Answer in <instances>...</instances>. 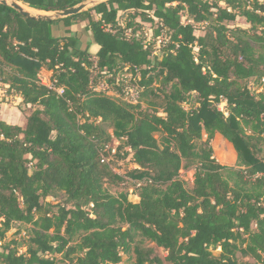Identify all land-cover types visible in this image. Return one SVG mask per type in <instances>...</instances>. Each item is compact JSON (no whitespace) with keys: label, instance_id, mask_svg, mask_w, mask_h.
Returning <instances> with one entry per match:
<instances>
[{"label":"trees","instance_id":"trees-1","mask_svg":"<svg viewBox=\"0 0 264 264\" xmlns=\"http://www.w3.org/2000/svg\"><path fill=\"white\" fill-rule=\"evenodd\" d=\"M18 1L48 12L85 0ZM220 2L107 0L51 23L0 5V84L35 108L22 126L0 119V264H264V89L248 86L264 79V0ZM238 17L248 28L228 25ZM137 19L166 35L158 54ZM124 68L139 74L136 104L93 90ZM216 133L234 166L213 157ZM114 136L137 203L109 192L125 182L101 158ZM181 170L194 172L190 189ZM14 223L31 227L6 242Z\"/></svg>","mask_w":264,"mask_h":264},{"label":"rangeland","instance_id":"rangeland-1","mask_svg":"<svg viewBox=\"0 0 264 264\" xmlns=\"http://www.w3.org/2000/svg\"><path fill=\"white\" fill-rule=\"evenodd\" d=\"M220 5L222 7H225L223 0H220ZM263 1V0H259ZM92 17L94 19L97 18V16L94 13H91ZM137 22L140 23L143 26L145 35L147 34L148 37H151L153 35V31L156 28V21L155 22H145L141 21L140 19H137ZM183 23H186V19H182ZM190 22V21H189ZM86 25L85 22L80 23L79 28H82ZM230 26H237L241 28H248V25L244 21L243 18L238 17L233 23H229ZM197 27H201V25H197ZM78 28V29H79ZM90 53L92 54L91 50L89 49ZM39 78L42 81H45L46 84H49L52 77V72L46 71L45 69H41L39 74ZM262 83V85H261ZM261 85V86H260ZM249 88L254 91L255 93H258L261 91V89H264V82H259L257 85V82H255L254 79H251L248 83ZM156 87V86H155ZM186 107V106H185ZM221 111L225 112V104L220 103L217 106ZM34 107L31 106H24L21 103V99L15 95V94H7V86L0 84V114L2 117H6V119L9 120L11 124H20L21 126L24 125L27 117L34 111ZM226 114V113H225ZM111 135H114L115 130L110 129L108 131ZM206 140V135L202 134V141ZM113 146L121 145L120 141L117 140L114 136L112 142L110 143ZM210 146L213 151V157L216 159L217 162H219L216 158L217 154H220L223 156V161L219 162L221 165L226 166H234L236 163V153L233 149V146L227 142L225 139H223L219 134H214L213 139L210 141ZM119 147V146H118ZM128 149L124 148L121 150L120 154L123 153V151H127ZM118 152V150H117ZM116 152V153H117ZM112 157V156H111ZM108 157V158H111ZM130 156H127L125 159H119L117 157H112V168L116 173L119 175H122L124 177L125 182L120 186L116 188H109V192L111 194H119L123 193L127 199L132 203H137L139 201L138 195H137V189L138 187L135 186L136 181L130 180L126 174L135 166H133L130 161ZM193 170L185 171L181 170L179 172V178L185 182L186 188L190 189L192 187L193 182ZM62 200L61 196L58 195L56 197H48L46 201L56 204ZM31 226L24 225L20 223H14L11 227V229L6 234V242L10 241H20V238L24 237L28 234L29 229ZM145 247L153 248L157 253H159L161 256H164V252L160 249H157L153 243L145 242ZM25 251L24 247L19 248V252L23 253ZM239 264H254L253 260H251L248 257L242 256L238 254ZM134 262V256L131 255H123L122 260L120 264H133Z\"/></svg>","mask_w":264,"mask_h":264},{"label":"built area","instance_id":"built-area-1","mask_svg":"<svg viewBox=\"0 0 264 264\" xmlns=\"http://www.w3.org/2000/svg\"><path fill=\"white\" fill-rule=\"evenodd\" d=\"M129 34V31L125 33L127 36ZM147 36V40H152L154 42V54H158V50L165 46L167 42V37L164 34H161L157 36L156 38L152 39L151 37ZM102 77L100 80L93 84V90L96 92H100L109 96H115L120 97L123 101L129 104H136L141 96V93L143 91V87H141L138 84V81L140 80L139 74L137 73L135 76L128 72L127 68H124L123 70L119 71H103ZM39 82L46 86L49 90L55 91L58 95H62L63 89L60 87H56L55 81H50L49 84H46L45 81H42L38 76ZM262 82H264V79H262ZM219 109V108H218ZM220 110V109H219ZM221 111V110H220ZM119 146V145H118ZM118 146H113L110 143L105 145L104 149L101 153L102 161L109 162L112 160L113 155H116ZM109 152V157L106 158L104 153ZM141 183L136 181L135 186L140 187Z\"/></svg>","mask_w":264,"mask_h":264},{"label":"water","instance_id":"water-1","mask_svg":"<svg viewBox=\"0 0 264 264\" xmlns=\"http://www.w3.org/2000/svg\"><path fill=\"white\" fill-rule=\"evenodd\" d=\"M107 0H85L72 7L61 10L42 12L32 9L18 0H0V5L16 11L20 16L36 22L51 23L88 11L92 7Z\"/></svg>","mask_w":264,"mask_h":264},{"label":"crops","instance_id":"crops-1","mask_svg":"<svg viewBox=\"0 0 264 264\" xmlns=\"http://www.w3.org/2000/svg\"><path fill=\"white\" fill-rule=\"evenodd\" d=\"M98 46L97 45H91L90 46V50H91V52H92V54H95L97 51H98ZM0 119L1 120H3V121H5L6 123H8V124H11L10 122H9V120L8 119H6V117H2V115L0 114ZM11 125H19V126H21L20 124H11Z\"/></svg>","mask_w":264,"mask_h":264}]
</instances>
